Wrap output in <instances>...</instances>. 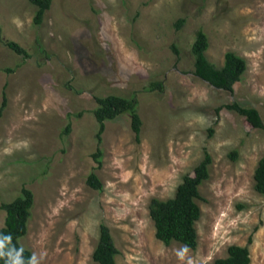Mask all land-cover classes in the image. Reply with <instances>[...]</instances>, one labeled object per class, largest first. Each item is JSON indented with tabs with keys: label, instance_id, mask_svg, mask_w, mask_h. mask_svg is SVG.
<instances>
[{
	"label": "rangeland",
	"instance_id": "obj_1",
	"mask_svg": "<svg viewBox=\"0 0 264 264\" xmlns=\"http://www.w3.org/2000/svg\"><path fill=\"white\" fill-rule=\"evenodd\" d=\"M36 10L30 0H0V204L22 186L33 193L20 244L40 264H98L91 254L104 223L117 264H213L231 244L264 264V194L253 187L264 129L234 110L216 112L236 101L264 123V0H50L40 23ZM198 29L216 67L226 51L245 59L232 91L193 74ZM110 94L137 99L140 134L128 114L106 121L98 165L95 97ZM204 151L211 162L198 187L196 248L165 245L149 201L172 197ZM91 172L101 190L87 185ZM4 216L0 208V227Z\"/></svg>",
	"mask_w": 264,
	"mask_h": 264
},
{
	"label": "trees",
	"instance_id": "obj_2",
	"mask_svg": "<svg viewBox=\"0 0 264 264\" xmlns=\"http://www.w3.org/2000/svg\"><path fill=\"white\" fill-rule=\"evenodd\" d=\"M30 1L37 6L33 20L35 23H40L44 12L50 5V0ZM181 22L182 19H179L176 27H179ZM4 44L16 54L24 57L28 56L27 50L17 42L8 40ZM207 48V35L202 29H198L191 45V52L194 56L193 74L217 89L232 91L233 85L241 80L246 70L245 59L233 51H226L222 66L216 67L205 55ZM174 50L176 53L178 52L176 48ZM155 85L161 87V83L159 82L155 83ZM95 99L97 106L93 110V115L97 122L95 133L97 147L92 155L99 165L102 150L98 145L102 141L101 135L105 128V122L113 120L121 114H128L130 116L131 129L135 139L138 140L141 119L137 111V99L135 97L126 98L110 94L103 97H95ZM5 104L6 97L3 93L0 109ZM222 108L234 110L243 116L253 127L264 129V123L256 108L243 106L236 101H232L219 105L216 108V112L218 113ZM66 131H68V126ZM211 133L212 128H209V134ZM230 155L232 158H236V151H232ZM210 162V154L204 151L202 159L194 166L193 173H185L182 176L172 197L167 199H150L148 209L149 216L154 225V236L163 244L168 245L172 241H176L191 249L196 248L197 234L195 221L200 217V208L196 201L201 198L198 187L209 176L208 166ZM253 180L255 191L264 194V154L259 158L254 169ZM86 183L93 189H102V183L93 172L87 176ZM32 204L33 193L25 186L21 187L19 195L14 199L0 204V208L5 212L3 225L0 227V237L10 235L11 242L8 247L22 248L24 258L31 257L32 253L20 244L19 239L27 232ZM250 240L251 238H249V242ZM117 254L118 249L114 244L108 226L100 223L98 240L91 254L92 259L98 264H117L115 260ZM249 261L250 257L247 245L231 244L227 247L226 256L216 258L213 264H249ZM0 264H6V258H0Z\"/></svg>",
	"mask_w": 264,
	"mask_h": 264
},
{
	"label": "clouds",
	"instance_id": "obj_3",
	"mask_svg": "<svg viewBox=\"0 0 264 264\" xmlns=\"http://www.w3.org/2000/svg\"><path fill=\"white\" fill-rule=\"evenodd\" d=\"M11 242V236L0 237V258H6V264H40V257L33 254L29 258L23 257V249L8 247Z\"/></svg>",
	"mask_w": 264,
	"mask_h": 264
}]
</instances>
